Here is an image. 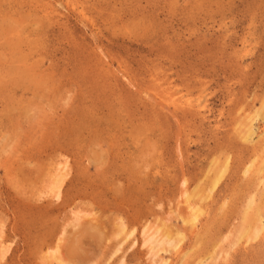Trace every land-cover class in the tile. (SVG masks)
<instances>
[{
  "label": "rangeland",
  "instance_id": "374dc122",
  "mask_svg": "<svg viewBox=\"0 0 264 264\" xmlns=\"http://www.w3.org/2000/svg\"><path fill=\"white\" fill-rule=\"evenodd\" d=\"M0 264H264V0H0Z\"/></svg>",
  "mask_w": 264,
  "mask_h": 264
},
{
  "label": "bare ground",
  "instance_id": "6f19581e",
  "mask_svg": "<svg viewBox=\"0 0 264 264\" xmlns=\"http://www.w3.org/2000/svg\"><path fill=\"white\" fill-rule=\"evenodd\" d=\"M254 134V131L252 129V127L250 126L249 129H248V133L247 135L245 136V139L248 140L249 138H251ZM221 179V177L219 178V180ZM219 180H216L215 183H214V186L212 188V190L216 187L217 183L219 182ZM254 202V200H252L251 202H249L250 205H252ZM260 208V207H259ZM254 209V208H253ZM261 212V211H260ZM201 212L199 211V208H194L193 209V212H192V215L189 219V222L192 223V226H196L197 225V222L199 220V216H200ZM261 217V216H260ZM247 220V224L249 226V228L251 227H254L256 228V224L258 222V220L256 219V213L252 214V215H249L248 218H246ZM190 223V224H191ZM249 228H246L247 230L245 231V233H247L249 231ZM254 230V229H253ZM251 232V231H250ZM250 237V236H249ZM171 241V240H170ZM168 243V242H167ZM172 243V242H170ZM171 247V245H170Z\"/></svg>",
  "mask_w": 264,
  "mask_h": 264
}]
</instances>
